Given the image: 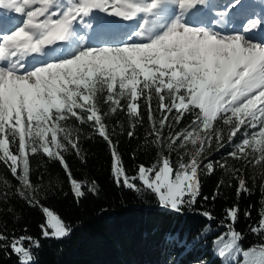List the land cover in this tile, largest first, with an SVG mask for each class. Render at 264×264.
I'll return each mask as SVG.
<instances>
[{"label": "snow or ice", "instance_id": "6c2138e0", "mask_svg": "<svg viewBox=\"0 0 264 264\" xmlns=\"http://www.w3.org/2000/svg\"><path fill=\"white\" fill-rule=\"evenodd\" d=\"M262 27L264 0H0V163L19 184L15 194L39 205L31 174L41 154L61 164L77 199L86 186L95 192L94 183L73 177L65 156L72 150L83 159L84 125L108 143L118 185L154 194L177 213L197 202L201 175L214 174L215 164L236 173L224 159L264 162V42L248 35ZM120 114L130 139L146 115L144 141L156 150L154 162L131 176L107 122ZM213 144L230 151L213 160ZM237 181V196L251 194L243 175ZM41 207L42 235L67 236L70 226ZM238 212L226 209L231 223L213 241L217 255L225 264H264V199L250 226L259 240L247 249L234 227ZM39 246L0 232V248L18 264H33Z\"/></svg>", "mask_w": 264, "mask_h": 264}, {"label": "trees", "instance_id": "16d2710c", "mask_svg": "<svg viewBox=\"0 0 264 264\" xmlns=\"http://www.w3.org/2000/svg\"><path fill=\"white\" fill-rule=\"evenodd\" d=\"M117 119L123 122V129L115 123ZM107 122L110 132L115 129L113 140L130 176L138 165L150 166L154 162L156 150L144 141L148 130L146 115L131 139L126 135L128 124L123 114L109 117ZM79 145L83 159L70 150L65 153L66 162L77 181L86 180L96 186L95 192L86 186L79 199L61 164L41 154L32 158L31 179L38 188L39 205L31 206L15 194L19 184L0 163V180L6 178L9 182L8 186L0 183V232L9 238L25 235L38 240L40 246L33 249V264H225L213 241L226 231L222 225L231 223L225 217L226 209L233 206L239 208L234 225L243 234L239 243L245 249L257 244L259 238L250 226L260 220L264 179L251 177L247 166L236 165L234 168L240 169L236 173L215 167L214 174H202L197 202L177 213L161 207L154 194H138L118 185L111 173L109 145L88 125L83 126ZM229 151L228 146L222 147L212 158ZM176 155L173 154L174 160ZM240 175L251 194L237 196ZM41 206L70 226L67 236L56 239L42 235L41 225L46 224V217ZM205 211L214 219L202 215ZM246 211L250 212L249 217L245 216ZM0 264H18L17 256L10 249L0 248Z\"/></svg>", "mask_w": 264, "mask_h": 264}, {"label": "rangeland", "instance_id": "374dc122", "mask_svg": "<svg viewBox=\"0 0 264 264\" xmlns=\"http://www.w3.org/2000/svg\"><path fill=\"white\" fill-rule=\"evenodd\" d=\"M221 2L226 4L227 0H221ZM100 15L103 16L104 14L101 13ZM115 19L118 20V18H115ZM122 23H125V22H122ZM239 138H240V135L237 136V140ZM183 151L184 150L181 149L180 153H183ZM216 152H217V150H216L215 144H213V147L208 151V157L213 159V160H220L222 157L225 156L224 154H220V155H217L216 157L212 158V155ZM223 162L226 163L227 165H229V167H235L238 164L247 166L248 174L251 177L264 179V162H261V164H259V165H252V164H247L246 161L234 160L231 157H227L226 159L223 160ZM215 167H220V165L217 163V164H215ZM49 232H51V229H49Z\"/></svg>", "mask_w": 264, "mask_h": 264}, {"label": "bare ground", "instance_id": "6f19581e", "mask_svg": "<svg viewBox=\"0 0 264 264\" xmlns=\"http://www.w3.org/2000/svg\"><path fill=\"white\" fill-rule=\"evenodd\" d=\"M257 10H260L259 8H257ZM11 15L13 16H18L19 14H16V13H11ZM109 19H115V18H109ZM116 20V19H115ZM122 23V22H121ZM127 23H130V22H127ZM255 36V35H254ZM256 41H259V42H264V39L263 38H260V39H254Z\"/></svg>", "mask_w": 264, "mask_h": 264}]
</instances>
